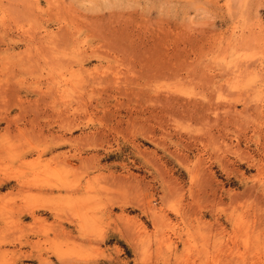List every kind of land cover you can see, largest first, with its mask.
Listing matches in <instances>:
<instances>
[{"label":"rangeland","instance_id":"1","mask_svg":"<svg viewBox=\"0 0 264 264\" xmlns=\"http://www.w3.org/2000/svg\"><path fill=\"white\" fill-rule=\"evenodd\" d=\"M0 89V264H264V0H0Z\"/></svg>","mask_w":264,"mask_h":264},{"label":"bare ground","instance_id":"2","mask_svg":"<svg viewBox=\"0 0 264 264\" xmlns=\"http://www.w3.org/2000/svg\"><path fill=\"white\" fill-rule=\"evenodd\" d=\"M62 30V29H61ZM58 34V33H57ZM101 34V33H100ZM66 35H61V37H62V39H63V37H65ZM103 36V35H102ZM59 37V36H58ZM58 39V38H57ZM60 39V38H59ZM105 40V39H104ZM50 41V40H49ZM55 41V40H54ZM58 41V40H57ZM66 43V42H65ZM50 44H52V43H50ZM118 45L119 44H117V47H118ZM121 46H122V44H120ZM116 46V45H115ZM60 48V47H59ZM106 48V47H105ZM123 48V47H122ZM97 49V48H96ZM38 50H40V49H38ZM49 50V49H48ZM28 51V50H27ZM96 51V50H95ZM99 51V50H98ZM122 51H125L124 50V48H123V50H121V52ZM86 52V51H85ZM97 52V51H96ZM96 52H91L92 54H90V56L91 57H95V58H99L100 59V57H101V55L100 54H98V53H96ZM99 53H103V52H99ZM105 53V52H104ZM132 53V52H131ZM48 54V53H47ZM81 54V53H80ZM79 54V55H80ZM82 54H84V53H82ZM81 54V55H82ZM88 54V53H87ZM106 54V53H105ZM137 54V53H136ZM22 55V54H21ZM50 55V54H49ZM109 55V54H108ZM88 56V55H87ZM104 56V55H103ZM134 56H135V54H134ZM84 57L86 58V56L84 55ZM89 57V56H88ZM130 58V57H129ZM87 59V58H86ZM85 59V60H86ZM32 60V59H31ZM82 60V59H81ZM84 60V61H85ZM167 61H168V59H166ZM121 61V60H120ZM54 62V61H53ZM71 62V61H70ZM128 62V61H127ZM130 62V61H129ZM80 63V62H79ZM83 63V62H82ZM124 63V62H123ZM126 63V62H125ZM124 63V64H125ZM123 64V65H124ZM127 64V63H126ZM164 64V63H163ZM167 64V63H166ZM122 65V66H123ZM143 65V64H142ZM134 67V66H133ZM166 67V66H165ZM131 68V67H130ZM165 69V68H164ZM134 70V69H133ZM166 70V69H165ZM138 71V70H137ZM149 71V70H148ZM156 71V70H155ZM118 72H120V71H118ZM131 72V71H130ZM154 72V71H153ZM148 73V75L150 74V72H147ZM157 73V72H156ZM154 74H155V72H154ZM163 74H165V73H163ZM119 75V73H115L114 74V76H104L103 78H102V76L100 77V75H99V77H97L98 79L96 80V84H99V85H106V83H108V84H110V83H112L111 85L113 86V88H116L117 90H119V89H121V88H123L122 87V84L124 85L125 83H127V77L124 79V80H122L121 79V77H120V75ZM159 75H160V72H159ZM156 76V75H155ZM166 77V76H165ZM165 77H164V79H165ZM51 78H54V77H51ZM152 78H155V77H152ZM56 79V78H55ZM96 79V78H95ZM94 79V80H95ZM156 79V78H155ZM158 80V79H157ZM55 81V80H54ZM56 82V81H55ZM57 83V82H56ZM95 83V82H94ZM93 83V84H94ZM146 83V82H145ZM148 83V82H147ZM149 85V84H148ZM128 86V85H127ZM126 86V87H127ZM55 87V86H54ZM64 87V86H63ZM94 87V86H93ZM124 87H125V85H124ZM56 88V87H55ZM84 88V87H83ZM54 89V88H53ZM115 89V90H116ZM125 89V88H124ZM123 89V91H126V89L124 90ZM128 89V88H127ZM1 90V89H0ZM3 90V89H2ZM55 90V89H54ZM57 90H58V86H57ZM102 90H104V89H101V91ZM106 91H107V89H105ZM130 90H131V87H130ZM129 90V91H130ZM142 90V89H141ZM100 91V92H101ZM105 91V92H106ZM119 91H121V90H119ZM59 92H61L62 93V97H65V96H68V89L65 87V88H59ZM131 92H132V90H131ZM221 92V91H220ZM129 93V92H128ZM128 93H126V94H128ZM142 93V92H141ZM147 93V92H146ZM1 94V93H0ZM60 94V93H59ZM82 94V93H81ZM80 94V95H81ZM106 94V93H105ZM125 94V95H126ZM136 94V93H135ZM140 94V93H139ZM145 94V93H144ZM147 94H149V93H147ZM83 95V94H82ZM81 95V96H82ZM100 95V94H99ZM119 95H124V94H119ZM60 96V95H59ZM101 96V95H100ZM115 96V95H114ZM113 95L111 96V97H114ZM169 96V95H168ZM62 97H60V98H62ZM70 97V96H69ZM79 97V96H78ZM77 97V98H78ZM102 97H104V96H102ZM152 96H150V98H151ZM56 98V97H55ZM59 98V99H60ZM82 98V97H81ZM139 98H141V97H139ZM167 98V97H166ZM64 99V98H63ZM82 99H84V98H82ZM81 99V100H82ZM106 99V98H105ZM131 99V98H130ZM154 99V98H153ZM159 99V98H158ZM62 100V99H61ZM79 100V99H78ZM167 100L169 101V99L167 98ZM120 101V100H119ZM151 101V99L149 100V102ZM37 102V101H36ZM68 102H71V100L69 99V101ZM67 101H66V103H68ZM106 102V101H105ZM148 102V103H149ZM154 102V101H153ZM73 103V102H72ZM98 103V102H97ZM228 103V102H227ZM70 104V103H69ZM81 104V103H80ZM103 104V103H102ZM159 104V103H158ZM104 105V104H103ZM106 105V104H105ZM64 107H66L65 105H63ZM68 106V105H67ZM96 106H98V105H95V108H96ZM119 106V105H118ZM163 106V105H162ZM166 106H168V105H166ZM247 106V105H246ZM86 107V106H85ZM51 108V107H50ZM106 108V107H105ZM170 108V107H169ZM97 109V108H96ZM100 108H98V110H99ZM76 111L77 110H74V108L73 109H71V110H69L68 108H65V109H60V111H57V113H58V115H59V118H60V122L58 123L59 124V130L61 131H64V132H59V133H57V135L56 136H52V138H51V141H50V143L48 144V146L46 147V149L48 148V149H52V148H56V147H58V146H61V145H67V144H72L73 142H75V141H77V143H78V141H79V143H84L85 142V140L87 139V138H85V137H75V138H71V137H66L65 136V134H66V132H69V134L73 131V130H76L77 128H79L80 127V125H81V120H78V117H76ZM86 111H87V109H86ZM104 111V110H103ZM99 112H100V110H99ZM150 112H152V111H150ZM225 112V111H224ZM227 112H228V110H227ZM153 113V112H152ZM165 113V112H164ZM234 114H235V112H233ZM103 114V113H102ZM114 114H117V113H114ZM228 114V113H227ZM90 115V114H89ZM104 115V114H103ZM164 115H167V114H164ZM169 115V114H168ZM169 116H171V115H169ZM217 116V115H216ZM87 116H85V118H86ZM103 117H105V116H103ZM173 117V116H172ZM79 118H81V117H79ZM91 118V117H90ZM90 118H88V120H90ZM87 119V118H86ZM8 120H9V118H8ZM85 120V119H84ZM87 120V121H88ZM169 120V119H168ZM15 121V120H14ZM86 121V120H85ZM86 121V122H87ZM167 121V120H166ZM216 121H218V120H216ZM162 122V121H161ZM82 125H83V123H82ZM86 126H87V124H86ZM153 130V129H152ZM154 131V130H153ZM94 132V131H93ZM168 132V131H167ZM99 133V132H98ZM103 133V132H102ZM86 134V133H85ZM85 134H83V135H85ZM152 134V133H151ZM100 135V134H99ZM90 136H92V134L90 135ZM106 136V135H105ZM104 136V137H105ZM93 137V136H92ZM95 137V136H94ZM93 137V138H94ZM149 137V136H148ZM155 137V136H154ZM89 139H90V137H88ZM92 138V139H93ZM102 139V138H101ZM150 139V138H149ZM153 139V138H152ZM81 140H82V142H81ZM91 140V139H90ZM154 140V139H153ZM88 141V140H87ZM102 143H103V141H102ZM75 145H76V142H75ZM90 145V144H89ZM49 151V150H48ZM179 154V153H178ZM76 155V154H75ZM77 156V155H76ZM82 156V155H81ZM78 157V156H77ZM75 158V157H74ZM78 159H80L79 157H78ZM91 159V158H90ZM86 161H88L87 159H85ZM92 160V159H91ZM93 162V161H92ZM65 163V162H64ZM95 163V162H94ZM66 165V164H65ZM69 166V165H68ZM72 166V165H71ZM93 167V166H92ZM102 168V167H101ZM100 169V168H99ZM79 171V170H78ZM84 171V170H83ZM80 172V171H79ZM83 173H85V172H82V174ZM79 174H81V173H79ZM97 178H99L98 176H96ZM94 179V178H93ZM92 181V178L91 179H88V177H87V180H86V183H88L87 184V186L90 184V182ZM85 185V184H84ZM251 187V186H250ZM79 188V187H78ZM60 189V188H59ZM62 189H64V188H62ZM248 189V188H247ZM253 189V188H252ZM53 190V189H52ZM87 191H88V189H87ZM248 197H249V195H248ZM247 201V200H246ZM88 205V204H87ZM87 205H86V207H87ZM39 208H45V209H49L50 211H52V212H54V209L53 208H51V207H48V206H46V205H42L41 207H39ZM28 214H30L31 216H33L34 217V219L35 220H37V219H40V217H36V215H34V209H31L30 211H28L27 212ZM36 214V213H35ZM38 221H41V219L40 220H38ZM221 224V223H220ZM221 227V226H220ZM219 227V228H220ZM223 229V228H222ZM225 230V229H224ZM221 231V230H220ZM224 232V231H223ZM65 233V232H64ZM70 233V232H69ZM228 233V232H227ZM220 234V233H219ZM222 234V233H221ZM64 235H66V234H64ZM168 240V239H167ZM166 240V241H167ZM234 240V239H233ZM218 246V245H217ZM41 257V256H40ZM45 262V261H44ZM47 263V262H46Z\"/></svg>","mask_w":264,"mask_h":264}]
</instances>
